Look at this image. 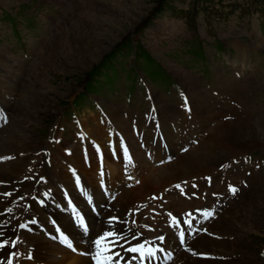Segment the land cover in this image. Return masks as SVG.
<instances>
[{"label":"rangeland","instance_id":"1","mask_svg":"<svg viewBox=\"0 0 264 264\" xmlns=\"http://www.w3.org/2000/svg\"><path fill=\"white\" fill-rule=\"evenodd\" d=\"M161 2L0 0V100L5 99V106L9 107L7 120L0 127V154H10L12 158H18L7 161L4 157L5 159L0 161V186L13 187L12 184H16L11 196L19 189L15 197L22 194L25 201H29V186L23 185L24 188L20 189L22 185L17 183V175L11 172L10 168L16 164L24 171L26 165L30 167L31 164L36 166L33 168L35 172L37 169L39 173H45L39 177H47V182L54 185L52 188L42 185V195L39 196L37 192L40 198L44 199L45 188L54 189L56 194L64 195L65 192L62 193L59 188L61 179L62 183L64 182L61 177L63 169L66 168L72 180L79 170L69 168V162H64L65 167L59 164L58 161L63 162L59 154L66 156L64 149H69L72 145L77 146L72 148L83 158L86 167V172H82L85 182L97 186L96 180L101 181L96 179L93 173V170L97 169L99 176L104 179L105 176L110 178V174L115 175V178L109 181L110 185L116 184L119 179L123 180L124 172L121 174L118 169L113 171V162L119 164L118 168L122 170L127 160L132 158L124 157L125 150L121 148L119 141L124 140L127 144L124 147L130 149L125 128L130 124L132 131L136 133L138 126L149 132V135H152L153 131H156L155 136L160 133L161 138L157 137V142L153 143L154 148L155 143L161 141L164 146L161 147L158 143L160 151L166 154L170 149L164 128L172 125L170 128L176 134L175 139L177 135L188 133L189 139H184L183 142L186 152L190 153L188 157L190 158L193 150L195 152L197 149V166L210 169L207 173L212 176V180L202 178L200 181L201 187L206 188L207 192L198 189L199 178L195 180L197 183L194 181L192 184H196L193 189L188 186L191 184L186 182L173 189L168 199L171 198L175 206H179H176L174 216L183 217L184 209L181 205L184 200L191 202V210L194 206H201L203 209L206 206H218V209L225 210V207L233 204L226 209V214L221 215L223 222L215 221L218 215L214 214L215 222L208 226V229L213 227L212 230L204 227L211 240L228 242L230 245L217 244L210 245L209 248L196 247V244L191 246L196 238L188 235L189 230L186 233L188 224L185 226V222H182L181 231H185L187 237L192 240L186 249H180L191 256L172 263L183 264L184 260L185 264H264V19L257 10L258 7L264 8V0L256 4H250V0H222L221 8L216 4L217 0H210L209 4L217 9V12L214 10L208 17L196 15V23L191 27L179 14L160 12ZM176 4L183 9L187 8L184 0H177ZM170 83H177L181 89L176 90ZM139 84L157 88L156 91L151 89L152 99L160 114L158 118L161 119L162 127L161 123H158L159 126H153L151 121L147 122V114L143 112L147 109L151 95L145 93ZM166 86L168 91L164 93L161 90ZM180 93H186L194 109L190 106L188 110L185 107L180 110L174 106L182 104ZM195 97L201 101L195 100ZM229 100L235 108H242L246 112L245 120L249 124L242 137V141L246 143L241 149L242 153L225 158L220 146L208 149L206 153L207 146L203 147L198 140L197 144H190L196 136L192 134L191 125H203L198 117L200 109L218 110L220 105ZM181 111H188L191 118L195 117L189 121L188 117H181ZM176 116L189 122L185 124V128ZM98 118L105 120L115 131L114 134L105 121L98 123ZM125 122H128V126ZM144 127L153 130H146ZM82 129L87 132V139L93 138L94 131L97 130L101 140L96 141L100 143L99 146L105 155L110 154L108 156L112 161L97 160V152L95 153L96 150L92 147H86L87 151L90 148L87 154L82 153L84 146L75 143H79L76 134L80 132V135ZM114 137L119 139L116 143L113 142ZM47 143V147H52L54 143L60 146L55 147L59 153L57 156L53 150L54 146L48 156L44 155ZM184 147L180 150L182 153L185 152ZM151 153L147 152L145 154L148 156H145L149 159ZM203 154L212 162L205 161ZM96 160L99 164L95 163ZM169 161L176 160L172 158ZM139 162L137 157L132 163L133 167L138 169ZM164 162L166 161L162 163ZM223 162L225 163L222 164ZM100 164L107 166L106 169L102 170ZM219 165L224 169L229 167L227 176L214 178V174L220 170ZM183 166L189 169L191 165L184 160ZM215 169L218 170L213 171ZM36 177L34 178L37 179ZM141 181V178L136 179L137 183ZM229 183L237 191L233 193V197H224L229 193ZM63 184L62 188L70 191V188ZM105 184L98 186L103 190V195L106 194L103 187ZM180 187L185 193L191 189L194 194L182 195L178 190ZM77 190L80 196L84 195L81 190H85L88 195L91 193L86 187H78ZM50 198L57 203L55 206L59 205L58 198ZM90 201L95 202V198ZM163 203L164 207L166 203ZM211 211L207 208L206 212L210 215ZM46 218L43 217L42 221ZM24 221L25 216L17 222ZM178 221L180 222V219ZM193 223V220L190 221L191 225ZM181 231L178 230V234ZM17 237L22 238L21 244L26 242L20 230L15 239ZM142 252V256L152 258V255H149L150 250H145V243ZM5 254L8 261L15 257L11 256L10 250Z\"/></svg>","mask_w":264,"mask_h":264},{"label":"bare ground","instance_id":"2","mask_svg":"<svg viewBox=\"0 0 264 264\" xmlns=\"http://www.w3.org/2000/svg\"><path fill=\"white\" fill-rule=\"evenodd\" d=\"M188 95L192 97L190 93H188ZM195 100L199 102L201 101V99L199 100L197 97H195ZM225 104L220 105L219 106L220 108L218 107L219 108L218 110L214 108L210 109L209 107H208L209 110L200 109V112L198 113V117L203 123V125H201L200 127L192 128V134H196V136L195 139L194 138L192 139L193 141H190V144L191 142L193 144L194 143L197 144V140H198L200 144H203V147H205L204 145L207 146V149L205 150L206 153L208 149H212L213 147L217 148L220 146V148L224 153V157L229 158L235 154L240 153L242 151L241 150L242 147L246 145V143L242 141V137L243 134L246 133L249 124L245 120L246 112L242 108H235L236 106L234 107L230 100L225 102ZM7 109H9V107ZM191 109H194V105L192 106ZM113 113L115 115H118V113L115 110H113ZM180 114L181 117H187L188 114L190 113L188 111H181ZM176 118L180 119L177 116ZM193 118L191 119L193 120ZM120 120L122 122L124 121L122 118H120ZM180 120L182 121L181 125L184 124L183 127L188 122L187 121L188 119L186 120L184 118H181ZM125 123H127L128 126V122ZM194 123L196 122L194 121ZM197 124L198 123L193 125L198 126ZM1 126L2 125H0V127ZM170 127L171 126H169V128L168 127L164 128L170 150L168 151V153L162 154V152L160 151L161 147L159 146L158 143H155L156 146L154 148L153 134L149 135V132L143 131L140 126H138V128L136 127V130L139 129L138 132L136 133L134 132V130L132 131V127L129 124L128 128H125V130L128 132L127 140H128V144L130 145L128 156L129 157L131 156L132 158L127 160V163L125 164V167L122 170L118 168L119 164L113 162V164L115 165V167H113V171L115 169L116 170L118 169L120 170L121 174H123L124 172V175H122L123 180L119 179L118 182L116 181V184L114 183L112 185H110L109 180L115 178V175L112 176V174H110L109 175L110 178L105 176L104 179V177L99 176V171L97 169L93 170V173L95 174L96 178L101 180L98 181L97 186L94 185L93 183L90 184L89 182H85V180H83V173L86 172L85 170L86 167L83 163V158L81 154L75 152L74 150L75 148H77V146L73 145L75 148L72 146L74 148V149L72 148V151L74 150V152L72 153L71 151L70 157H66L68 155L66 156L60 155L56 150V148H60V146H57L55 143L53 144L54 148L56 147L55 149L53 148L54 153L56 154L55 156H57V154H59V157L62 156L61 160H63V162L58 161L59 164H63V166L65 167L64 162H69L71 163L69 165V168L74 167L78 169L81 175L80 176L79 173H76L75 178L72 180L66 168H64L63 172L61 173V177L64 179L65 184L70 188V191L68 190L69 194H71L73 201H75L77 204V210H80L87 220L88 232L85 233V235L80 229V226L78 227V223L73 222L71 219L70 216L71 211L68 209V206L66 205L64 200L65 193L64 195H61L59 193L56 194L54 189L49 190L44 187L45 190L43 192L44 193L43 200L46 201V204L42 205L39 202V200H41L42 198L38 196V194L40 193L42 195L41 186L45 185L47 187L52 188L54 185L47 184L46 180L45 182L41 184L38 183L37 185V181L35 180L38 179L34 178L35 176H37V174L34 176V173H37V169L36 172L33 169L35 165L33 166L30 164V170L27 169L26 167L25 169H23L24 171H22V169H20L16 164L12 165L10 169L12 170L11 172L17 175L16 177L17 182L19 181L18 184L22 185L20 186L21 187L20 189L24 188L23 185L29 186L28 194H27L29 205L27 207L28 209L27 208L25 209L24 206H21L20 209L16 211L15 208L9 203L7 199L1 202L0 229L4 230V227H7V230H6V234H3L1 237L3 239L0 240L2 242V244L0 245V264H10L13 261H16L15 264H91L90 261L87 259V257L79 255V252L86 251L87 245L91 250L93 249V254L97 252L98 249L94 241L100 239L101 237H104V235L107 233H112L114 235L110 237V240L106 241L105 245H103L104 240H102L101 242L102 247L100 246L99 251L102 253L101 259L108 256L112 257V260L109 261L108 264H118L122 260L123 258L122 251L126 252V249L124 247L125 245L131 242H136V245L140 247L141 242L142 243L146 242L148 241L149 238H153L157 235L159 236V234L164 236V241L161 244V248L163 250H166V254L168 255L173 254L172 258L169 263H166L163 259V256H161L160 252H158L155 257H153L154 255L152 254L153 259L149 261L148 264H173L174 262H178L182 258L191 256V255L189 256L185 250L180 249V247L177 245V239L175 240V238H173L172 236H176L175 234V232L177 231L176 229H178L180 225H183L182 222L186 223L187 221L190 222L192 220H197L198 223H196L197 221H195L192 224L193 225L192 227L190 225L191 228L189 229L188 235L189 236L191 235L193 239L195 238L196 239L193 240L192 241L193 243L191 244L190 241L192 240V238L187 237V245L191 244V246H193L196 244L197 245L196 247L201 246L204 248H209L210 245H217V244L230 245L228 242L225 243V242L211 240L209 236L206 235L204 227L206 226L208 229V226L213 224L215 221L217 220L221 221L222 220L221 215H224V213L226 214V209H228L233 204L225 207V210L218 209V206H216L213 211V209H210L208 207V209L212 210L211 211L212 213L210 215L206 212L204 215L201 216L196 215V217L193 218L192 215L188 214L190 211L191 202L184 200L182 201V205H181L182 209H184L182 210L184 214L183 217L180 216L178 218L180 219V222L177 220L176 223L171 220L173 212L175 213L176 206L177 207L179 206L178 204L175 206V203L172 200H170L171 198L168 199V195L172 191H174L173 189L177 187V185L180 186L182 182H186L192 185L194 184L195 180L197 181L198 178H199L198 180L199 182L197 183L195 181L198 185V189H200V191L204 190L205 192H207L206 188L201 187L200 181H202L203 177L210 176L209 173H207V170L210 169L206 167L197 166V163L195 161L196 156L198 155L197 149H195L196 153L193 150L190 158L188 157V154L190 153H187L186 151L182 153L180 151L184 147L183 145L184 139H189V135L188 133H186V135H182V134L179 136L177 135V138L175 139L176 134L174 133V130ZM145 129L153 130V128L152 129L145 128ZM94 132L95 133L92 139L95 143L99 145L100 143L96 141V139L101 140V137L98 136L97 130H95ZM117 141H118L117 137H114L113 142L116 143ZM47 145L48 143L46 144V147ZM6 146H8V144ZM78 147L80 148V146ZM85 147H83V152H82L83 154H87L90 151L89 148V151L85 152ZM47 149L51 150L52 147L49 145ZM154 149L155 151L153 152L152 150ZM115 151L117 152V149ZM96 152L97 151H95V153ZM147 152L148 153L152 152L150 154L151 158L149 156V159L145 156L147 155L145 154ZM101 154L102 156L100 157L102 158H99L98 154H96L97 160L100 159L103 161L110 160V156H108L110 154L107 153L105 155L103 149ZM123 154L125 155L124 151ZM176 154L177 156H175ZM167 155H169L170 158H166L168 157ZM3 157H6L7 161L13 160V159H9L10 154H6ZM137 157L140 160L139 162L140 166L138 169L133 167L132 165V163L136 161ZM172 158L173 160L175 159L176 161H172V162L169 161ZM202 158L205 161L212 162L211 160L206 158V155L204 154L202 155ZM17 159L18 158L14 160ZM184 160L188 161V164L191 165L189 169L183 166ZM162 161H166V162L161 164ZM224 163L225 162H223L222 164ZM228 168L229 167L224 169L222 165H219L220 170L214 174V178L216 176L220 177L222 175L227 176ZM217 170L218 169H215L213 171H217ZM128 174H132L134 176H128ZM24 176L28 177L29 179H25ZM137 178L142 179L141 183L139 182L140 184L136 182ZM219 180L220 179L218 178L217 183H219ZM2 181H6V180H2ZM60 182H62V179ZM101 184H105L103 186L106 191L105 195H103L104 194L103 190H101V188L98 187ZM12 185L14 186L15 184ZM78 187L79 188L86 187L87 189H89V191L91 192L89 195L91 197L88 195V193L85 192V190H81V193L87 194L90 200H93L95 198V202L91 201L89 205L87 200L82 198V196H80V194L77 192ZM32 188L35 190V193L33 190H31ZM167 188L169 190H167ZM232 195L233 193L229 192L227 195H224V197L232 196ZM51 196L53 197L55 196L56 198H58L57 199L59 202L58 206H55V204L57 203L54 201L52 203H50V201L49 202L47 201L46 198H50ZM112 196L114 197L113 200H111ZM36 199H38V201ZM163 202L166 203L164 207H163L164 205ZM202 204H204V202ZM93 205L96 206V212L91 211V206ZM2 210H7V212L3 214ZM17 212H21L20 215L25 216V221L21 223L20 229H17V226L16 229L14 228L11 229L8 225L9 223L8 221L10 220V218L11 220L13 219L14 221L16 219ZM232 212L233 210L231 211V213ZM214 214L218 215V219H216L215 221H214L215 218ZM20 215H19V220L21 219V217H24ZM32 216H36V221L30 220L32 219ZM43 217H47V218L44 221H42ZM207 218H210L211 220H207ZM223 225L224 224H222V226ZM42 226L43 227L45 226L46 230H44V232L41 231ZM212 228L208 230L211 231ZM19 230L21 232V235L26 238L25 239L26 242L25 243L23 242L24 244H21L22 242L21 240L20 243H17V247L20 251L14 257L13 253L16 252L15 250L11 255L14 257V259L12 261H8L7 260L8 256L5 253L9 252L10 250L9 242L10 240L15 239ZM53 230H54V236L56 231L61 230L65 232L66 236H68L67 238L70 241H72L74 243V246L78 249V253H72L69 249L59 246L54 241L47 238L46 236L51 232H53ZM201 235L202 237H200ZM50 237L52 236L50 235ZM16 239H20V238L17 237ZM90 239L92 240L89 242ZM157 241L159 242L160 238H157ZM105 249H110V250L105 251ZM22 251H25L24 256ZM28 253H32V257L30 259L26 258V255ZM206 259H212V258H206ZM188 260L191 263V259L188 258ZM128 261L129 260H125L124 264H126ZM183 262H184L183 264H185L184 260ZM128 264L131 263L128 262ZM198 264H216V263L199 262ZM218 264H222V263H218Z\"/></svg>","mask_w":264,"mask_h":264},{"label":"trees","instance_id":"3","mask_svg":"<svg viewBox=\"0 0 264 264\" xmlns=\"http://www.w3.org/2000/svg\"><path fill=\"white\" fill-rule=\"evenodd\" d=\"M161 5L159 7L160 12L167 11L169 13L179 14L180 17L191 27L196 23V15L202 14L206 17L211 15V12H217L212 5H210V0H184L187 3V8L183 9L176 4L177 0H161ZM260 0H250V4L259 3ZM204 3V4H203ZM222 0H217V5L222 7ZM260 12V16L264 19V8L258 7L257 9ZM138 58V57H137Z\"/></svg>","mask_w":264,"mask_h":264},{"label":"snow or ice","instance_id":"4","mask_svg":"<svg viewBox=\"0 0 264 264\" xmlns=\"http://www.w3.org/2000/svg\"><path fill=\"white\" fill-rule=\"evenodd\" d=\"M177 187H179V185H177ZM231 191L233 193H235L237 191V189L232 188ZM74 211H75V209H74ZM77 215H78V213H77ZM85 231H87V228L86 227H85ZM112 235H114V234L107 233V234H105L104 237H101L100 239L94 241L95 245L97 246L98 251H97V254L95 256H93L92 258H93V260L96 261V264H108V262L112 260V257L111 256L104 257L103 259H101V253L99 251L100 246H101V241L102 240H105L108 236H112ZM63 242L67 245V247H69L70 249H72L73 251H75V248L73 247L71 241H69L66 237L63 238ZM142 248H143V245H141L139 249L133 248V249H130V251L136 252V251H140V249H142ZM109 250L110 249H105V251H109ZM149 255H152V253L149 252Z\"/></svg>","mask_w":264,"mask_h":264}]
</instances>
